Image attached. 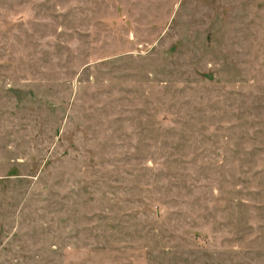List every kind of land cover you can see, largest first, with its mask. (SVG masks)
I'll return each mask as SVG.
<instances>
[{"label":"rangeland","instance_id":"1","mask_svg":"<svg viewBox=\"0 0 264 264\" xmlns=\"http://www.w3.org/2000/svg\"><path fill=\"white\" fill-rule=\"evenodd\" d=\"M0 264H264V0H0Z\"/></svg>","mask_w":264,"mask_h":264}]
</instances>
